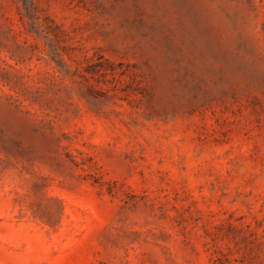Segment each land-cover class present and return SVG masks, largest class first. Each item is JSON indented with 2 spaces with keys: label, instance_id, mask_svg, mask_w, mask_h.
Instances as JSON below:
<instances>
[{
  "label": "rangeland",
  "instance_id": "rangeland-1",
  "mask_svg": "<svg viewBox=\"0 0 264 264\" xmlns=\"http://www.w3.org/2000/svg\"><path fill=\"white\" fill-rule=\"evenodd\" d=\"M0 264H264V0H0Z\"/></svg>",
  "mask_w": 264,
  "mask_h": 264
}]
</instances>
